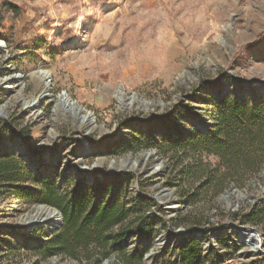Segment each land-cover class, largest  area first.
Masks as SVG:
<instances>
[{
  "label": "rangeland",
  "instance_id": "1",
  "mask_svg": "<svg viewBox=\"0 0 264 264\" xmlns=\"http://www.w3.org/2000/svg\"><path fill=\"white\" fill-rule=\"evenodd\" d=\"M0 41L7 48L0 55V80L23 76L26 98L35 93L31 72L43 69L51 76V101L38 107L39 121L29 120L14 95L0 94V106L9 103L0 117V153L15 155L5 146L14 147L21 136L20 146L28 147L36 161V172L30 174L35 183L24 185L28 193L0 189V264H52L53 259L92 264L83 261L82 250L81 260L38 254L61 227H35L27 234L16 229L18 219L34 214L38 206L60 213L61 200L76 202L82 212L99 205L126 213L123 223L110 231L125 230L123 241L134 246L108 247L100 264H155L160 252L154 250L144 260L153 246L136 242L153 240L162 230L206 231L232 223L264 235V205L254 203L262 196L256 192L264 188V158L260 171L233 184L244 196L235 199L232 184L215 191V183L197 173L200 163L212 170L215 157L194 155L175 139L179 134H208L215 124L217 94L230 76L235 87L225 101L251 105L264 100L240 99L246 96L242 83L264 84V0H0ZM120 88L125 96L154 106L145 113L122 109L114 97ZM63 92L92 114L102 133L85 136L77 124L53 117L52 101ZM194 120L206 123L207 131H199ZM81 141L94 153L76 159ZM147 153L155 155L141 174L111 169L112 161L119 166L131 157L141 163ZM63 167L68 173L59 184ZM88 168H95L89 184L88 175L78 172ZM153 170L160 176L154 177ZM162 189L171 192L167 203L180 209L174 216L157 201ZM224 192L235 199L236 210L226 209L220 200ZM43 198L49 204L41 203ZM244 248L243 242L236 247L232 237L223 235L216 248L201 254L200 243L188 241L179 250H168L172 257L161 264H181L189 250L195 253L193 264H207L208 257L216 264H261L259 259L240 260Z\"/></svg>",
  "mask_w": 264,
  "mask_h": 264
},
{
  "label": "trees",
  "instance_id": "2",
  "mask_svg": "<svg viewBox=\"0 0 264 264\" xmlns=\"http://www.w3.org/2000/svg\"><path fill=\"white\" fill-rule=\"evenodd\" d=\"M6 6L10 10L14 9L10 5ZM218 101L215 124L208 134H179L175 137L178 140L176 144L188 148L192 154L204 153L215 157L217 165L212 170L209 165L203 166L201 163L197 168L200 178L206 179L209 184L215 183V191L222 184L234 186L240 177L256 174L264 158V100L251 105L228 103L223 98ZM160 121L156 119V122ZM15 155L0 153V189L12 191L16 195L28 193L24 185L35 182L21 159ZM41 203L49 204L45 198ZM59 204L63 225L38 252L45 259L67 256L81 260L79 252L82 250L83 261L100 264L108 255V247L116 250L120 244L124 246L126 231L117 234L110 231L123 223L126 217L123 210L97 205L89 212H82L76 202L61 200ZM195 258L194 251H186L181 257V264H193ZM206 262L216 264L213 257H208Z\"/></svg>",
  "mask_w": 264,
  "mask_h": 264
},
{
  "label": "bare ground",
  "instance_id": "3",
  "mask_svg": "<svg viewBox=\"0 0 264 264\" xmlns=\"http://www.w3.org/2000/svg\"><path fill=\"white\" fill-rule=\"evenodd\" d=\"M224 30H228V26L223 27ZM219 43H223L222 38H218ZM7 53L6 46L0 41V55L5 56ZM18 76L20 75H13L10 77H6L5 79L0 80V87L5 88L8 91V95H14L15 99L20 101L24 107H28L25 109V114L28 115L29 120H41L42 112L38 110L40 104L46 101H51L50 96L42 97L39 94L46 88L50 86V73L46 70L39 69L35 72L30 73V78L34 82L35 85V93L26 98L24 95V79H19ZM49 80V81H48ZM226 88H228V92L232 91L235 87L234 84L231 82L230 77L224 84ZM244 87V92L246 96H240L242 100H250L256 97H264V84H255V85H248L242 84ZM18 88V89H17ZM238 93L240 94V87H237ZM114 97L118 103V105L122 109H140L142 112H148L154 106L152 102H145L144 100H138L135 96H125L124 93L120 90L114 92ZM58 100L54 102L53 108V117L57 119H67L69 122L73 124H77L79 129L85 132V136H87L88 132H95V133H102L103 130L98 127L94 121L93 116H91L86 122L84 121L86 116V111H83V108L77 104V102L73 101L67 94L65 95H58ZM4 109L0 110V114H2ZM67 111V113L65 112ZM91 114V113H90ZM92 115V114H91ZM198 130H203L204 124L198 123L196 120L192 123ZM87 133V134H86ZM15 152V154L24 162L30 169L36 170V161L34 156L31 153H28L23 146L15 145L8 146ZM94 153V150L91 148L89 144L81 145L78 148V153L76 154V159H81L84 156H89ZM150 156H153L152 153H147L143 156V161L139 163L137 160H128V161H120V165L118 166L116 163H110L112 170L117 169H124L127 171H131L133 173L141 174L143 173L145 162L149 159ZM102 160L98 161V165ZM96 166V165H95ZM155 167L161 168L160 164H155ZM83 170V169H79ZM95 168H88L83 170L85 174L88 175V180H91L93 176ZM151 175L148 172L145 174ZM159 171H152V175L154 177L160 176ZM256 193L261 194L262 198L264 199V188L260 189ZM235 199L243 198L244 196L240 193L234 194ZM172 195L170 191L158 194L157 201L163 207L165 211H167L169 216H174L180 209L174 203H167V200H171ZM235 199H231L230 196L223 199V202L226 206V209L229 211L236 210ZM246 200H249L250 197H246ZM251 200V199H250ZM35 222L37 227L46 228L48 231H53L55 228H58L60 225V218L58 215L54 213L49 208L46 207H39L36 208L35 213L31 215H25L18 219L17 224L23 229L25 226ZM184 231H177L171 234H161V236L154 238L153 240L148 243V241L143 243V246H147L152 244L153 248L160 253L157 255V260L155 264H161V261L164 258H170L172 256L168 255V250L176 251L179 250L184 246V244L188 241H198L200 243V251L201 254H206L211 247H217V238L216 232L211 231L208 235L206 231L201 232L200 234H195L194 232H190L185 234ZM229 234V237H232L234 240L235 245H239V243L243 242L245 244V248L241 250L239 253L240 260H250V259H259L261 264H264V235L259 232V238L252 239L249 237L248 234H244L243 232L239 231L238 229L226 230L223 235ZM222 235V236H223ZM221 236V237H222ZM220 237V238H221ZM239 237V238H238ZM155 239L157 241L155 242ZM148 243V244H147ZM135 242L129 241L127 242V247L132 248Z\"/></svg>",
  "mask_w": 264,
  "mask_h": 264
},
{
  "label": "water",
  "instance_id": "4",
  "mask_svg": "<svg viewBox=\"0 0 264 264\" xmlns=\"http://www.w3.org/2000/svg\"><path fill=\"white\" fill-rule=\"evenodd\" d=\"M18 78L19 79H23V76H18ZM230 80H231V82H233V78H232V76H230ZM49 81V80H48ZM243 84V83H242ZM244 84H248L249 85V83L248 82H244ZM48 90H50V88H46V89H44L39 95L40 96H42V97H46V96H49V93H48ZM3 91V93H1ZM120 91H122L121 90V88H120ZM226 93H228V88H226L225 87V85L223 84L222 85V89L218 92V99H222L223 97H224V95L226 94ZM0 94L1 95H3V96H8V91H7V89H5V88H1L0 87ZM66 93L65 92H63V93H61L60 95H65ZM56 100H58V98H56ZM252 99H250V100H247V101H251ZM244 100H241V102H243ZM52 103H53V101H52ZM8 104L9 103H4V105H2V106H0V110L1 109H4V110H6V108H7V106H8ZM162 106V105H161ZM55 107V106H54ZM26 108H28L27 106L26 107H24L23 106V110L25 111V109ZM84 111V110H83ZM66 113H67V111H65ZM4 116V111H3V113L2 114H0V117H3ZM92 115L89 113V112H87L86 113V116H85V119H84V121L86 122L90 117H91ZM203 121H206V119L205 120H203ZM207 128H208V125L206 124V123H204V128H203V130H201V131H203V132H205L206 130H207ZM87 134V133H86ZM23 143V139H22V137L20 136L19 137V139H18V141H17V145H21ZM86 143L85 142H83V141H81V145H85ZM8 146H5V150H6V152H9V153H11V152H13V150L12 149H10V148H7ZM25 150L28 152V153H31V151L28 149V147H25ZM15 153V152H14ZM153 154V156L155 155L154 153H152ZM129 160H131V157H129ZM22 161V160H21ZM112 164L114 163V161H112L111 162ZM23 164L25 165V167H26V169L31 173V174H34L35 172H36V170L34 169V170H32V169H30L29 168V166H27L24 162H23ZM78 172L79 173H84V171L83 170H78ZM67 173H68V169H66V167H63V169H62V171H61V174H60V178H59V184L60 183H63L64 181H65V179H66V176H67ZM94 179V176H92L91 177V180H88L87 181V183L89 184V183H91L92 182V180ZM164 192H166V190L165 189H162L161 190V193H164ZM231 193L232 194H235V193H237V190L234 188V186H232V191H231ZM229 196V194L228 193H226V192H224V194L222 195V197H221V201H223V199L224 198H226V197H228ZM146 199H148V197H145ZM255 204H257L258 206L259 205H264V199L261 197L258 201H256V202H254ZM39 207H46V208H49V209H51L52 211H54V213L56 214V215H58L59 216V218H60V225H59V227L58 228H55V230H57V229H60V227L63 225V218H62V215L58 212V211H56V210H54V209H52V208H50V207H47V206H38L37 208H39ZM182 208V207H181ZM35 227H37V224L35 223V222H32L31 224H29V225H27V226H25L23 229H20L18 226L16 227V229L22 234V233H24V234H27V233H30L31 232V230L33 229V228H35ZM233 230V229H238L239 231H241V232H243L244 234H248L249 235V237L250 238H252L253 240L254 239H256V238H259V232H258V230H256V229H254V228H245V227H240V226H238V225H235V224H232V223H228V224H226L225 226H223V227H219V228H210V229H207L206 230V233L208 234V235H210L209 233L211 232V231H215L216 232V235H217V238H220L224 233H225V231L226 230ZM179 231H184L182 228H180V229H178ZM204 230H197V229H193V230H188V231H184L185 232V234H187V233H190V232H194L195 234H200L201 232H203ZM183 232V233H184ZM165 232L162 230L161 231V234H164ZM167 234H171V232H167ZM226 236H229V234L228 233H226ZM239 238V237H238ZM150 241L151 240H148V243H150ZM157 241V239H155V242ZM127 242H128V240L127 241H125L124 242V247H126L127 248ZM144 242H146V240H144V239H142V238H139L138 240H137V242H136V244L138 245V246H143V243ZM147 243V244H148ZM145 246V245H144ZM236 247H237V245H235ZM211 249H213V247H211ZM155 249L154 248H152V251L149 253V254H147V255H145V257H144V260H148L149 258H151V257H153L154 256V254H153V251H154ZM216 250H218L219 251V249H216ZM51 263L52 264H73V262L72 261H64V260H62V259H53L52 261H51ZM109 263V261L108 260H105V261H103L102 262V264H108Z\"/></svg>",
  "mask_w": 264,
  "mask_h": 264
},
{
  "label": "built area",
  "instance_id": "5",
  "mask_svg": "<svg viewBox=\"0 0 264 264\" xmlns=\"http://www.w3.org/2000/svg\"><path fill=\"white\" fill-rule=\"evenodd\" d=\"M240 227L251 228V227H246V226H240ZM258 232H259V231H258Z\"/></svg>",
  "mask_w": 264,
  "mask_h": 264
},
{
  "label": "flooded vegetation",
  "instance_id": "6",
  "mask_svg": "<svg viewBox=\"0 0 264 264\" xmlns=\"http://www.w3.org/2000/svg\"><path fill=\"white\" fill-rule=\"evenodd\" d=\"M93 181V180H92ZM129 242V241H128Z\"/></svg>",
  "mask_w": 264,
  "mask_h": 264
}]
</instances>
